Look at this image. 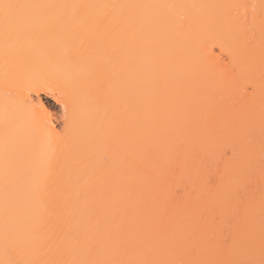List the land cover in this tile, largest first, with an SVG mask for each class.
<instances>
[{"label": "snow or ice", "instance_id": "obj_1", "mask_svg": "<svg viewBox=\"0 0 264 264\" xmlns=\"http://www.w3.org/2000/svg\"><path fill=\"white\" fill-rule=\"evenodd\" d=\"M188 7L237 10L230 24L236 27L235 43L242 49H254L259 28V173L264 180V0L259 18L256 5L251 6L253 15L249 17V6L243 3L195 6L0 0V25L6 42L39 38L38 33L44 30L49 44L67 42L65 63H90V71L77 73L74 80L84 93L83 101L101 110L96 132L103 141L99 151L92 147L70 150L64 143L68 129L65 115L64 130H48L47 145L34 146L27 167L10 174L5 162L6 241L14 223L47 258L13 259L6 243L0 264H264V193L258 258L254 229L246 240L239 232L242 221H254L248 195L257 171L256 129L251 124L236 128L231 122H213L195 129L210 138H235L220 152L223 172L215 181L206 180V191L197 196V200L206 197L202 205L180 207L193 195L185 192L170 214V194L165 193L157 203L156 197L137 183V178L145 175L137 168L140 157L148 152L158 156L170 144L180 149L177 134L194 129L201 108L212 111L216 107L212 94L223 87V82L207 75L193 86L170 48L173 23L167 11ZM64 9L72 11L68 15L58 11ZM90 10L99 11L93 14ZM178 19L181 24L190 20L188 16ZM98 55L112 65L110 71L104 63L96 62ZM219 55L225 56L223 45ZM230 63L235 69L234 56ZM244 92L255 98L256 82L250 81ZM109 105L115 106L111 113ZM175 159L181 160L180 151ZM237 179L239 186L234 188ZM10 197H14L11 204Z\"/></svg>", "mask_w": 264, "mask_h": 264}, {"label": "bare ground", "instance_id": "obj_2", "mask_svg": "<svg viewBox=\"0 0 264 264\" xmlns=\"http://www.w3.org/2000/svg\"><path fill=\"white\" fill-rule=\"evenodd\" d=\"M13 2L195 6L243 3L249 6L247 9L249 17L253 15L252 5L257 6L255 9L257 18L262 11L261 0H13ZM58 11L68 15L72 10ZM90 11L95 14L99 10ZM244 11L239 10L241 14ZM236 12L235 9L202 7L174 8L167 11L173 23L169 32L170 48L192 78L193 86L199 77L207 75L218 83L223 82V87L212 94V103L216 107L212 111L201 108L195 116L194 129H185L177 134V139L182 142L180 149H177L175 144H170L162 149L158 156L148 152L140 157L137 168L145 175L138 177L137 183L146 192H151L156 197L157 203L162 201L165 193L170 194L173 198V203L167 205L170 214L176 207L175 202L185 192H191L193 195L180 207L191 208L202 205L206 197L197 200V196L206 191L204 183L206 180L215 181L219 173L223 172L224 161L220 159V152L230 143H234L235 138L231 135L210 138L203 134L202 130L198 133L195 129L199 128V125L213 122L217 124L231 122L236 128H246L251 124L256 129L257 171L254 183L248 189V195L251 198L250 215L254 221H242L239 232L241 239L246 240L249 231L254 229L258 258L259 217L261 196L264 193V180L259 173L261 41L257 28L254 49H242L236 45L234 38L237 30L234 24H230V18ZM180 16H188L190 20L181 24L178 19ZM43 32L44 30H41L38 33L39 38H21L6 42L3 27L0 25V259H5L6 243L13 259L47 258L32 239L18 230L14 223L9 228L6 241L5 162L7 161L10 174L18 168L27 167L34 146L43 148L47 145L48 130H64L65 115H67L68 129L64 143L70 150L92 147L94 151H99L103 147V141L96 132L100 125L101 110L83 101L84 93L74 80L77 73L90 71V63L87 60L75 66L65 63L63 55L67 42L57 40L49 44ZM222 45L225 49L224 57L219 55ZM80 51L81 54L86 55L83 49ZM233 56L235 69L230 63ZM96 62L104 63L108 71L112 69V65L106 63L99 55L96 57ZM253 80L257 84L255 98L244 92V88ZM42 94L60 105L61 114L58 121L43 101ZM220 96L224 99L220 100ZM108 110L111 113L115 110V106L109 105ZM177 151L181 153L180 161L175 159ZM228 154L229 156L232 154L230 147ZM201 161L205 162L204 167L200 166ZM238 186L239 179L234 188ZM240 192L241 194L244 192L242 187ZM13 201L14 197H10L9 203Z\"/></svg>", "mask_w": 264, "mask_h": 264}, {"label": "rangeland", "instance_id": "obj_3", "mask_svg": "<svg viewBox=\"0 0 264 264\" xmlns=\"http://www.w3.org/2000/svg\"><path fill=\"white\" fill-rule=\"evenodd\" d=\"M43 101L45 102L46 106L48 107L49 110H51L50 112L52 113V116L54 115V118L56 121L59 120L60 118V114H61V108L60 105L56 102H54L53 100L50 99V97H48L45 94L41 95ZM59 117V118H58Z\"/></svg>", "mask_w": 264, "mask_h": 264}]
</instances>
